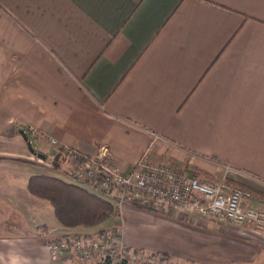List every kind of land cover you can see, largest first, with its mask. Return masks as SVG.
Wrapping results in <instances>:
<instances>
[{"label":"crops","instance_id":"0c3cea01","mask_svg":"<svg viewBox=\"0 0 264 264\" xmlns=\"http://www.w3.org/2000/svg\"><path fill=\"white\" fill-rule=\"evenodd\" d=\"M22 130L59 158V174L31 163ZM102 145L122 172L147 155L203 181L264 189V0H0V264H76L54 259L48 242L116 226L109 197L111 226L67 228L28 187L39 174L74 183L61 149ZM121 216L130 248L264 264V234L231 221L167 204L126 203Z\"/></svg>","mask_w":264,"mask_h":264},{"label":"built area","instance_id":"2783aa9c","mask_svg":"<svg viewBox=\"0 0 264 264\" xmlns=\"http://www.w3.org/2000/svg\"><path fill=\"white\" fill-rule=\"evenodd\" d=\"M31 131L37 140L41 138L35 129ZM56 142L52 139L53 144ZM60 154L67 157L65 174L72 181L97 195L113 199L120 212L116 214L117 227L110 229L102 239L70 236L50 240L48 248L54 259L70 255L76 264H85L93 258L106 264H198L175 262L162 255L155 256L126 246L122 238L121 216L126 203L156 211H162L166 204L173 205L186 214L228 220L264 234V208L248 203L247 196L245 198L240 189L232 188L225 179L215 183L203 181L169 165L153 163L147 155L129 172H122L105 145L92 155L76 148H63ZM32 160L51 169L57 168L59 162V158L50 160L38 151L33 152Z\"/></svg>","mask_w":264,"mask_h":264},{"label":"trees","instance_id":"16d2710c","mask_svg":"<svg viewBox=\"0 0 264 264\" xmlns=\"http://www.w3.org/2000/svg\"><path fill=\"white\" fill-rule=\"evenodd\" d=\"M28 187L34 195L46 199L52 204L57 219L67 228H93L113 219L115 216L116 205L114 201L61 177L50 174L34 175L30 178ZM108 231L102 229L96 232V235L86 234L83 237L91 239L96 236L102 239ZM60 239L63 238L54 240ZM153 255H162L166 259L172 258L170 255L161 252H155ZM99 264L106 263L101 262Z\"/></svg>","mask_w":264,"mask_h":264},{"label":"rangeland","instance_id":"374dc122","mask_svg":"<svg viewBox=\"0 0 264 264\" xmlns=\"http://www.w3.org/2000/svg\"><path fill=\"white\" fill-rule=\"evenodd\" d=\"M30 129H32V128H30ZM33 143H34V145H36L35 144V140L33 139V141H32ZM31 163H36L37 165H40L39 163H37L35 160H31ZM41 167H42V165H41ZM49 170V172H51V174L52 173H54V174H59L58 172H60L57 168H48ZM180 171V170H179ZM183 172V171H182ZM184 173H186V172H184ZM188 174V173H187ZM189 175H192V174H189ZM56 176V175H55ZM206 180V179H205ZM216 180H219V178H214V181L215 182H217ZM220 180H221V178H220ZM206 181H211V180H206ZM215 182H211V183H215ZM226 182L232 187V188H236V189H240L244 194H245V198H246V196H247V202L248 203H251V201H253V199H261V200H264V189H260V188H258V187H256V186H253L252 184H249V183H247V182H241V181H233V180H226ZM259 189V190H258ZM262 208H264V205L263 206H261ZM111 223H112V221H110V220H107L106 222H104V223H102V224H100V225H98V228L99 229H101V228H106V227H108V226H111ZM246 228H248V227H246ZM250 229V228H249ZM95 231V230H94ZM93 231V232H94ZM96 235V234H95ZM142 250V249H141ZM143 251H145V253H147V254H151L152 253V251H149V250H143ZM257 262V264H263V263H261V260H258V261H256Z\"/></svg>","mask_w":264,"mask_h":264},{"label":"water","instance_id":"95a60500","mask_svg":"<svg viewBox=\"0 0 264 264\" xmlns=\"http://www.w3.org/2000/svg\"><path fill=\"white\" fill-rule=\"evenodd\" d=\"M22 133H23L25 139L29 142V146H30L31 151L35 152L36 150H35V148L33 147L32 142L29 140V137L27 136L25 130H22Z\"/></svg>","mask_w":264,"mask_h":264}]
</instances>
